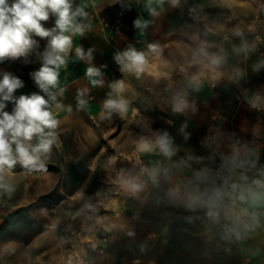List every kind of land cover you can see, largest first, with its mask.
<instances>
[{
  "label": "crops",
  "instance_id": "crops-1",
  "mask_svg": "<svg viewBox=\"0 0 264 264\" xmlns=\"http://www.w3.org/2000/svg\"><path fill=\"white\" fill-rule=\"evenodd\" d=\"M78 10L85 15L77 14L73 24L82 26L83 34L65 33L72 44L62 54L65 63L48 93L32 73L42 66L49 38L33 34L36 44L27 55L0 61V78L9 73L23 82L13 96H43L58 121L55 143L40 158L43 168L17 159L0 170V221L6 212L33 208L45 195L70 194L71 164L80 159L71 154L72 144L100 142L114 131L122 135L129 116L140 112L131 106L138 93L129 74L136 71L122 70L117 54L129 49L143 53L142 71L156 75L169 63L171 52L192 46L195 16L216 20L222 34L226 20L227 44L223 35L213 63H203L200 74L185 76L186 82L201 85L200 93L185 92L201 99L197 113L192 107L185 110L202 118L199 142H169L170 155L154 156V169L146 176L149 186L138 190L133 212L126 215L122 208L111 223L114 240L96 261L264 264V0H71V12ZM119 11L126 12L127 25L116 33L111 24ZM137 20L141 27L135 26ZM55 21L50 13L41 24L53 29ZM257 35L263 37L261 45ZM89 67L100 75L89 77ZM108 99L124 100L126 111L105 109ZM0 103L9 113L15 107L13 101ZM117 114L120 125L114 122ZM81 191L78 187L76 192ZM209 211L216 215L209 216Z\"/></svg>",
  "mask_w": 264,
  "mask_h": 264
},
{
  "label": "rangeland",
  "instance_id": "rangeland-1",
  "mask_svg": "<svg viewBox=\"0 0 264 264\" xmlns=\"http://www.w3.org/2000/svg\"><path fill=\"white\" fill-rule=\"evenodd\" d=\"M193 20L190 48L171 52L170 64L156 75L151 71L129 74L138 93L131 106L140 112L129 116L122 135L114 131L100 142L72 144L71 154L80 159L71 164L70 194H48L33 208L4 213L0 264H99L97 257L108 251L115 237L116 230L109 226L122 208L126 215L133 212L138 190L149 186L146 176L154 169L152 159L163 152L158 138L167 133L169 142H199L202 118L185 110L192 107L197 113L201 99L185 92L200 93L201 85L186 82L185 76L191 71L200 74L203 63H213L223 35L227 44V21L222 34L216 20L201 21L200 16ZM177 106L182 110L175 111ZM114 122L120 125L119 114ZM142 143L150 144L151 150H143ZM78 187L83 191L76 192Z\"/></svg>",
  "mask_w": 264,
  "mask_h": 264
},
{
  "label": "clouds",
  "instance_id": "clouds-1",
  "mask_svg": "<svg viewBox=\"0 0 264 264\" xmlns=\"http://www.w3.org/2000/svg\"><path fill=\"white\" fill-rule=\"evenodd\" d=\"M56 16L55 28L45 29L41 21H47L49 14ZM85 15L82 11L71 12V0H0V61L4 58H19L27 53L36 44L33 34L48 39V50L43 54V63L39 70L32 73V78L38 87L48 93L50 87H55L58 82V69L65 63L64 56L71 47L72 40L66 32L74 31L83 34L80 25H74L73 20L77 15ZM136 27H141L139 20L134 21ZM155 50V46H150ZM76 54L83 58V51L76 49ZM122 70H135L137 75L143 70L145 63L144 54L134 49H129L115 57ZM89 77L99 76V69L89 67ZM93 84L101 81L93 80ZM122 84V82H121ZM23 87V82L5 73L0 78V101H13L15 107L12 112L3 111L4 103H0V170L3 166L11 168L17 159L25 166L32 165L43 168L40 163L42 155L51 151L55 143V132L58 121L49 109L48 101L39 94L30 96L21 95L18 98L13 93ZM54 98V97H53ZM83 105L85 101L80 100ZM105 109L124 112V100L108 99L104 104ZM175 111H181L182 106H177ZM36 138V144L31 141ZM165 155H170L167 133L157 140ZM15 146V157L13 156ZM145 151L151 150V145L142 143ZM259 183V181H257ZM138 189V185H133ZM209 216L216 214L209 211Z\"/></svg>",
  "mask_w": 264,
  "mask_h": 264
},
{
  "label": "built area",
  "instance_id": "built-area-1",
  "mask_svg": "<svg viewBox=\"0 0 264 264\" xmlns=\"http://www.w3.org/2000/svg\"><path fill=\"white\" fill-rule=\"evenodd\" d=\"M192 10V9H191ZM126 12L123 11H119L117 14L116 19L113 21V23L111 24V28L115 30L116 33H120L125 26L127 25L126 23ZM256 40L257 42L261 45V43L263 42V37L261 35H257L256 36ZM260 53H263L264 51L260 50ZM241 93V90L238 92L237 94V98H239ZM252 142H256V140H252Z\"/></svg>",
  "mask_w": 264,
  "mask_h": 264
}]
</instances>
